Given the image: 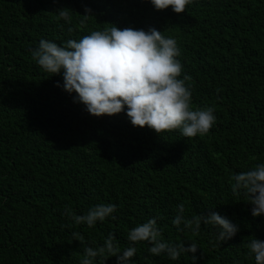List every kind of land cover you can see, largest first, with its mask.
<instances>
[{
	"label": "trees",
	"instance_id": "obj_1",
	"mask_svg": "<svg viewBox=\"0 0 264 264\" xmlns=\"http://www.w3.org/2000/svg\"><path fill=\"white\" fill-rule=\"evenodd\" d=\"M110 24L154 27L177 40L192 106L215 109L207 134L157 133L133 126L125 112L91 115L57 86L62 74L32 57L40 39L63 44ZM260 162L264 0H192L181 13L150 0H0V264H80L84 247L109 233L121 250L130 246L129 229L153 216L165 240L199 248L171 260L142 241L135 264H255L246 245L264 240V216H252L247 197L233 193L231 176ZM108 202L118 206L115 219L93 227L72 219ZM180 203L189 219L215 211L239 231L221 243L210 225L180 231L172 223Z\"/></svg>",
	"mask_w": 264,
	"mask_h": 264
},
{
	"label": "clouds",
	"instance_id": "obj_2",
	"mask_svg": "<svg viewBox=\"0 0 264 264\" xmlns=\"http://www.w3.org/2000/svg\"><path fill=\"white\" fill-rule=\"evenodd\" d=\"M150 3L157 10L171 6L172 11L181 13L192 0H150ZM58 12L61 18L71 20L70 9ZM180 55L177 40L165 36L163 31L154 27L121 29L114 24L63 44L40 39L32 50L33 59L44 71L62 74L63 84L58 81L57 86L69 94L75 93L74 101L83 103L91 115L125 112L133 126L146 125L157 133L179 130L184 137L204 135L217 121L215 109L192 106V89L186 84L188 76L181 78ZM231 179L233 193L247 197L252 216H264V162L233 172ZM117 207L111 202L97 203L84 214H73L72 219L76 224L93 227L106 218L115 219ZM158 219L159 216H153L130 228L127 238L131 244L123 250L114 233H109L100 246H85L80 264H96L98 257H103L104 262L111 256L116 257L117 264H135L132 258L137 254L136 244L142 241L148 243L149 253L166 254L171 260L179 259L182 253L197 252L199 246L195 241L185 246L184 242L165 240ZM172 223L180 231L189 228L194 233L201 231L202 224L210 225L217 230L216 240L220 243L239 231L236 223L215 211L189 219L183 203L177 206ZM79 241L83 243L82 235ZM246 247L255 264H264V240L252 236Z\"/></svg>",
	"mask_w": 264,
	"mask_h": 264
}]
</instances>
